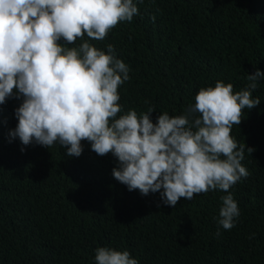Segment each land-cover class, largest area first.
<instances>
[{"label":"trees","instance_id":"1","mask_svg":"<svg viewBox=\"0 0 264 264\" xmlns=\"http://www.w3.org/2000/svg\"><path fill=\"white\" fill-rule=\"evenodd\" d=\"M134 3L132 22L89 40L105 52L113 45L130 67L118 88L123 112L153 107V123L163 112L184 115L201 88L219 80L240 91L248 74L264 72V0ZM252 95L260 104L242 110L231 130L255 149L242 161L250 175L229 190L240 216L219 236L220 197L228 193L181 198L173 208L159 192L129 191L112 175L116 158L97 155L87 141L79 157L59 144L10 142L21 100L8 99L0 105V264H95L99 247L127 250L139 264H264V79Z\"/></svg>","mask_w":264,"mask_h":264},{"label":"clouds","instance_id":"2","mask_svg":"<svg viewBox=\"0 0 264 264\" xmlns=\"http://www.w3.org/2000/svg\"><path fill=\"white\" fill-rule=\"evenodd\" d=\"M137 15L134 0H0V105L21 100L10 142L48 149L59 144L67 156L79 157L87 141L97 155L116 158L112 175L129 191L159 192L173 208L181 198L228 193L220 197L219 236L220 227L236 226L240 209L229 190L250 175L242 161L245 151H255L231 130L240 125L242 110L260 104L252 93L264 72L248 74L240 91L219 80L201 88L184 115L163 112L153 123V107L125 113L118 88L130 80V67L113 45L105 52L89 40L103 41ZM77 39L78 47H67ZM95 264L139 262L127 250L99 247Z\"/></svg>","mask_w":264,"mask_h":264}]
</instances>
